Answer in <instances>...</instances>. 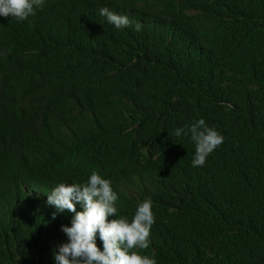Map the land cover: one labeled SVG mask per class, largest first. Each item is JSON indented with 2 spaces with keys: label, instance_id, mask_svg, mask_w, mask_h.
<instances>
[{
  "label": "trees",
  "instance_id": "16d2710c",
  "mask_svg": "<svg viewBox=\"0 0 264 264\" xmlns=\"http://www.w3.org/2000/svg\"><path fill=\"white\" fill-rule=\"evenodd\" d=\"M199 119L224 139L193 167L174 132ZM93 171L117 217L152 201L135 250L157 264H264V0H44L0 16V264H55L74 214L52 219L47 194Z\"/></svg>",
  "mask_w": 264,
  "mask_h": 264
},
{
  "label": "clouds",
  "instance_id": "9594fccd",
  "mask_svg": "<svg viewBox=\"0 0 264 264\" xmlns=\"http://www.w3.org/2000/svg\"><path fill=\"white\" fill-rule=\"evenodd\" d=\"M44 0H0V16H11L25 21L42 8ZM100 14L116 29L132 27V21L126 15H119L108 8H102ZM142 25L136 23L134 30L140 31ZM189 136L195 143L193 167L203 166L206 158L223 143V136L215 128L209 127L204 119L177 128L176 137ZM47 203L53 205L57 214L73 213L71 226H62L68 242L54 252L55 264H157L155 258L142 255L135 249L149 247L150 231L155 223L152 201L146 199L138 204L136 212L129 221L127 217H117L115 206L118 195L113 191L111 181L93 171L83 183H61L50 194ZM77 203L83 210L77 211ZM109 216L115 219L108 220ZM97 233L103 243V250L97 246Z\"/></svg>",
  "mask_w": 264,
  "mask_h": 264
}]
</instances>
